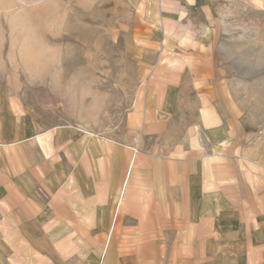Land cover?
<instances>
[{"label":"crops","instance_id":"1","mask_svg":"<svg viewBox=\"0 0 264 264\" xmlns=\"http://www.w3.org/2000/svg\"><path fill=\"white\" fill-rule=\"evenodd\" d=\"M172 82L147 87L125 142L25 128L0 102V264H264L260 128L208 90L198 127L164 146Z\"/></svg>","mask_w":264,"mask_h":264},{"label":"rangeland","instance_id":"2","mask_svg":"<svg viewBox=\"0 0 264 264\" xmlns=\"http://www.w3.org/2000/svg\"><path fill=\"white\" fill-rule=\"evenodd\" d=\"M155 80L176 81L164 146L198 127L208 90L264 138V0H0V102L25 128L125 142Z\"/></svg>","mask_w":264,"mask_h":264}]
</instances>
